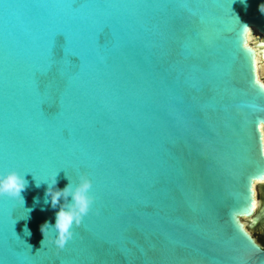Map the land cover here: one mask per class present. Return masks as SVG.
Instances as JSON below:
<instances>
[{
	"label": "water",
	"instance_id": "water-1",
	"mask_svg": "<svg viewBox=\"0 0 264 264\" xmlns=\"http://www.w3.org/2000/svg\"><path fill=\"white\" fill-rule=\"evenodd\" d=\"M244 25L264 35V0H0V174L28 180L0 196V264H264ZM57 173L94 197L63 249Z\"/></svg>",
	"mask_w": 264,
	"mask_h": 264
},
{
	"label": "clouds",
	"instance_id": "clouds-1",
	"mask_svg": "<svg viewBox=\"0 0 264 264\" xmlns=\"http://www.w3.org/2000/svg\"><path fill=\"white\" fill-rule=\"evenodd\" d=\"M244 27L247 28V46L255 50L257 54V71L260 73L261 78L264 79V54L261 53V49L257 46V36L254 34V31L247 25H244ZM58 175L59 173L53 178L51 184L46 182L48 187L45 193L46 203L48 202L47 197H50L51 206L53 208L59 206V210L56 212L55 224L52 225L50 222H45L41 226V231L45 239L46 230L51 225L57 233L54 237V243L59 249H63L68 240L73 236V226L79 225L83 217L90 211L94 197L90 195L92 180L87 175L81 177L80 183L74 190L68 177L69 183L63 189L56 187L58 184ZM27 186L28 180L26 174L21 175L15 170L7 174H0V196L18 197L24 203L22 192ZM62 199L64 201L63 203H61ZM24 231L27 235H31L27 226H25ZM44 239L41 241L42 245Z\"/></svg>",
	"mask_w": 264,
	"mask_h": 264
},
{
	"label": "snow or ice",
	"instance_id": "snow-or-ice-1",
	"mask_svg": "<svg viewBox=\"0 0 264 264\" xmlns=\"http://www.w3.org/2000/svg\"><path fill=\"white\" fill-rule=\"evenodd\" d=\"M246 41H247V28L241 26V32L239 34L238 43L241 49L246 54L252 75L255 76L257 72V65H256L257 54L255 50L247 46ZM257 46L261 49V53L264 54V39H260L259 37H257ZM256 82L259 83V81ZM260 87L262 90H264V84H260ZM262 125H264V122L259 123L258 128L261 133H264V127H262ZM261 139H264V136H262ZM252 181H255V183H253ZM257 185H261L262 191H264V173H261L259 177H255V176L249 177V189H248L249 195H251V193L255 191ZM253 204H255V201H253ZM261 206L264 207V201L261 202Z\"/></svg>",
	"mask_w": 264,
	"mask_h": 264
},
{
	"label": "rangeland",
	"instance_id": "rangeland-1",
	"mask_svg": "<svg viewBox=\"0 0 264 264\" xmlns=\"http://www.w3.org/2000/svg\"><path fill=\"white\" fill-rule=\"evenodd\" d=\"M260 78H261V75H260ZM262 80L264 81V79H262ZM256 192H257V198H258V201H259V204H258V207L256 209V212H259L262 209L261 202L264 201V191H262V186L261 185H257L256 186ZM250 219H251L250 217L243 218V222H244V224H245L247 229H248V225H249ZM250 232L256 238L264 237V221H262L257 227H255L252 230H250Z\"/></svg>",
	"mask_w": 264,
	"mask_h": 264
},
{
	"label": "bare ground",
	"instance_id": "bare-ground-1",
	"mask_svg": "<svg viewBox=\"0 0 264 264\" xmlns=\"http://www.w3.org/2000/svg\"><path fill=\"white\" fill-rule=\"evenodd\" d=\"M249 28H250V27H249ZM253 50H254V49H253ZM257 77H258V80H259L262 84H264V82H263L262 79L260 78V73H258V71H257ZM262 134H263V136H264V133H262ZM263 143H264V139H263ZM253 197H254L255 204H253L252 213L256 212V209H257L258 204H259V201H258V198H257V192H256V189H255V191L253 192ZM240 221H241L243 227L246 229V226H245V224H244V222H243V218L240 219Z\"/></svg>",
	"mask_w": 264,
	"mask_h": 264
},
{
	"label": "trees",
	"instance_id": "trees-1",
	"mask_svg": "<svg viewBox=\"0 0 264 264\" xmlns=\"http://www.w3.org/2000/svg\"><path fill=\"white\" fill-rule=\"evenodd\" d=\"M257 240L264 247V237H258Z\"/></svg>",
	"mask_w": 264,
	"mask_h": 264
},
{
	"label": "flooded vegetation",
	"instance_id": "flooded-vegetation-1",
	"mask_svg": "<svg viewBox=\"0 0 264 264\" xmlns=\"http://www.w3.org/2000/svg\"><path fill=\"white\" fill-rule=\"evenodd\" d=\"M254 34H255V32H254ZM257 37H259L260 39H264V35H260V34H257L256 35ZM263 81V80H262ZM264 82V81H263ZM256 238V237H255ZM256 240H257V238H256ZM258 241V240H257Z\"/></svg>",
	"mask_w": 264,
	"mask_h": 264
}]
</instances>
